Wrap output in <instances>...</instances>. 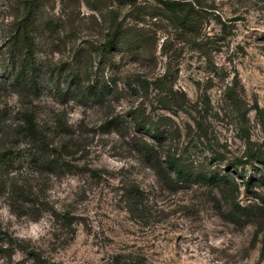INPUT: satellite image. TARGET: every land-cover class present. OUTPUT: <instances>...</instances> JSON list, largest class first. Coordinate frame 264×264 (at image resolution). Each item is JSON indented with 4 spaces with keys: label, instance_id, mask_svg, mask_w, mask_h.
I'll list each match as a JSON object with an SVG mask.
<instances>
[{
    "label": "rangeland",
    "instance_id": "1",
    "mask_svg": "<svg viewBox=\"0 0 264 264\" xmlns=\"http://www.w3.org/2000/svg\"><path fill=\"white\" fill-rule=\"evenodd\" d=\"M27 1L0 0V264H264V0Z\"/></svg>",
    "mask_w": 264,
    "mask_h": 264
},
{
    "label": "trees",
    "instance_id": "2",
    "mask_svg": "<svg viewBox=\"0 0 264 264\" xmlns=\"http://www.w3.org/2000/svg\"><path fill=\"white\" fill-rule=\"evenodd\" d=\"M26 4H27L26 10L28 11V13H31L33 7V1L29 0L26 2ZM175 5L178 4H170V6L173 8H175L174 7ZM188 6H189V10H194L198 7H201V2L199 0H193L189 2ZM117 40H118V35L117 33L114 32L113 37L110 40H108L106 43H104L103 50L105 52H110L111 50H113V48L116 46L118 42ZM229 93H230L231 101H233L234 103H238V99L234 94L233 89H230ZM256 110L259 114H261V110L259 109V107H256ZM24 123L25 125L22 129L23 135L27 136L29 140L33 142V144H40V146L42 147L43 146V142L41 141L42 136L40 135L41 133L39 131V126L36 117L32 113H26ZM146 131L155 139L160 138L159 136L162 135L161 127L148 126ZM166 164L169 170H171V172H173L178 179L186 180L187 178H189L190 174L186 166L182 162H180V160L177 159L175 156L170 155L166 160ZM198 179L209 180L211 183L213 182L218 183L224 187L228 185V181L226 180L225 177L211 176L209 179H207V177H198Z\"/></svg>",
    "mask_w": 264,
    "mask_h": 264
}]
</instances>
